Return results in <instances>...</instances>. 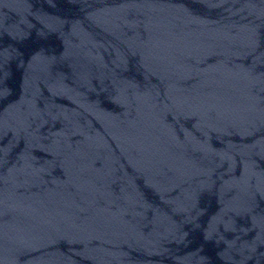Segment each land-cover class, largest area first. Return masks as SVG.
<instances>
[{"label": "water", "instance_id": "1", "mask_svg": "<svg viewBox=\"0 0 264 264\" xmlns=\"http://www.w3.org/2000/svg\"><path fill=\"white\" fill-rule=\"evenodd\" d=\"M0 264H264V0H0Z\"/></svg>", "mask_w": 264, "mask_h": 264}]
</instances>
